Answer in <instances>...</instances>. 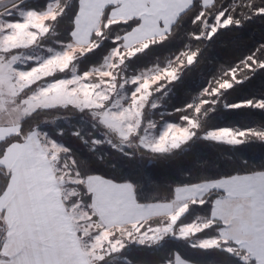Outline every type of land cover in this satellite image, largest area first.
Listing matches in <instances>:
<instances>
[{"label": "snow or ice", "instance_id": "6c2138e0", "mask_svg": "<svg viewBox=\"0 0 264 264\" xmlns=\"http://www.w3.org/2000/svg\"><path fill=\"white\" fill-rule=\"evenodd\" d=\"M254 18L264 24V0H42L35 7L0 0V264H111L129 244L151 247L166 237L212 259L178 247L158 264H264V151L251 158L226 153L230 172L185 173L187 182L171 186L168 198L146 201L138 183L97 171L107 161L94 151L126 145L143 163L175 159L181 153L174 150L194 140L264 148V122L217 126L222 109L264 112V93L229 98V90L264 74V37L219 62L206 85L168 113H179L177 122L155 135L154 120L145 119L146 107L160 106L156 93L179 90L210 48ZM178 34L185 42L165 62L130 73L128 60ZM34 46L48 54L23 55ZM97 49L99 62L78 71L74 62ZM64 110L100 131L103 139L73 132L93 156L58 142L63 129H41L49 120L39 117Z\"/></svg>", "mask_w": 264, "mask_h": 264}, {"label": "trees", "instance_id": "16d2710c", "mask_svg": "<svg viewBox=\"0 0 264 264\" xmlns=\"http://www.w3.org/2000/svg\"><path fill=\"white\" fill-rule=\"evenodd\" d=\"M238 37V38H237ZM264 37V24L258 18H254L244 30L238 33H227L217 42L215 46L209 49L208 59L199 67V69L189 72L183 79V84L179 90L172 87L169 92L168 99L164 102L162 107L166 110L163 114L153 113L150 116L149 108L146 107L145 119L155 118L166 121L177 122L179 120V113L168 115L174 108L182 107L185 103L191 100V95L199 92L207 83V77L211 75L215 66L219 62L230 59L232 56H238L251 49L257 41ZM184 40L178 34L177 39L171 42H165L163 45H156L150 49H146L143 53L137 54L132 59V66L137 69L153 65L156 62H165L169 55H172L183 46ZM110 43V42H109ZM245 44V45H243ZM240 45H243L239 47ZM105 50H106V46ZM103 52L100 49L95 50L82 59L81 71L99 62ZM230 100L236 102L240 99L251 98L252 96L260 97L264 93V74L254 76L251 82H245L243 86H237L234 90H229ZM225 113L224 119L218 121L217 126H239L250 127L261 122H264V112L255 108H236V109H222ZM56 115L72 116L70 121L74 130L78 127L81 129V136H87L88 133L96 136L99 139L100 131L93 130L91 125L88 124L81 117V114H69L67 110L63 113H50L44 114L39 119L45 120L54 118ZM77 125V126H76ZM66 146L73 150H80L81 155L93 156V153L82 144L81 138L73 135L71 139L65 141ZM183 149V151L181 150ZM181 149L174 150V152L181 153L175 159H160L153 158L152 160H144L143 163L138 162L135 158H130L127 153L134 151L133 147L122 145L118 148H113L109 144H99L95 146V153L104 157V160L97 163L96 170L102 174L116 176L120 179H128L133 183H138L140 187L137 189L138 198L141 201L150 200H163L169 197L171 186L178 183L187 182L185 173H191L193 177L201 175L204 171L209 172H230L232 168L222 160V155L226 153L229 156L238 157H255L258 156L260 151L264 148L259 145H213L208 141H189L188 144L182 145ZM115 165L112 167L111 165ZM203 165V167H201ZM218 165V167H213ZM190 212V211H189ZM188 214V213H187ZM186 214V215H187ZM154 220L158 218H153ZM189 220V219H188ZM163 245H146L130 244V250L127 252L129 259L134 264H158L166 252L172 248H181L185 255L192 256L197 259H212V256L203 253H196L190 249L183 248L174 239L165 240ZM124 255V254H123ZM126 256V255H125Z\"/></svg>", "mask_w": 264, "mask_h": 264}, {"label": "rangeland", "instance_id": "374dc122", "mask_svg": "<svg viewBox=\"0 0 264 264\" xmlns=\"http://www.w3.org/2000/svg\"><path fill=\"white\" fill-rule=\"evenodd\" d=\"M28 2H29V4L31 5V6H38V5H40L41 3H42V0H28ZM53 39H63V36H58V37H55V38H53ZM42 43L43 44H52V40H46V41H42ZM53 47H59L58 45H55V44H53ZM23 51V55H25V56H29V55H31V56H40L41 55V53H43V55H47L48 53L46 52V51H44L41 47H39V46H34V47H31V48H29V49H25V50H22ZM88 54H90V53H87L85 56H87ZM85 56H83V57H80L77 61H75L74 63H76L77 64V70L78 71H81V61H82V59H84V57ZM132 59L133 58H131L130 60H128L126 63H127V65H128V68H129V70H130V73L131 74H135V72L138 70L137 68H134V66H132V64H131V62H132ZM32 61H29L28 62V65L27 66H31L32 65ZM152 65H150V66H147V67H144V68H148V67H151ZM142 69V68H141ZM131 87H134V86H130L129 87V91L131 90ZM169 92L170 91H167V95H162V93H156L155 95H156V97H162L161 98V100H160V106L159 107H162L163 105H164V102L168 99V95H169ZM159 107H157L156 109H148V110H150V114H153V113H159L160 115L161 114H163L166 110H164V109H162V108H164V107H162L160 110H158V108ZM145 112H146V110H145ZM79 114H81V113H79ZM83 114H81V116H82ZM82 118V117H81ZM53 118H48V119H45V120H49V121H47L46 123H44V124H42L41 125V129L42 130H44V131H48L49 132V134H52V133H54L57 129H63L64 130V132H63V135L62 136H60V137H58V142H60V143H63V144H65V146H66V143H65V141L67 140V139H71L72 137H73V132L75 131L74 129H73V127L75 126V124L73 125L70 121L73 119V117L72 116H62V117H58V118H56L55 120H52ZM151 119H153L154 120V122H155V124H156V127H155V129H153V130H150V134H155V135H158L159 134V132L162 130V128L165 126V123L166 122H170V121H166V120H164V119H162V117H160L159 119H155L154 117L153 118H151ZM172 122H174V121H172ZM77 126V125H76ZM100 137H102L101 136V134H100ZM54 138H56V137H54ZM99 139V138H98ZM196 206H193V208H195ZM190 212L186 215L185 214V217H184V219H186V220H190L191 218H192V216H193V212H192V209H190L189 210ZM167 239H169V238H165V240H167ZM165 242L166 241H162L159 245H163V244H165ZM167 243V242H166ZM132 244H134V243H132ZM130 245V244H129ZM129 245H127L126 247H125V249H123V250H121V252L119 253V254H114V256H115V258L111 261V264H129V262H130V264H134L130 259H129V256L127 255V252L130 250V248L128 247ZM124 254V255H123ZM126 255V256H125ZM105 264H108V261H105Z\"/></svg>", "mask_w": 264, "mask_h": 264}]
</instances>
